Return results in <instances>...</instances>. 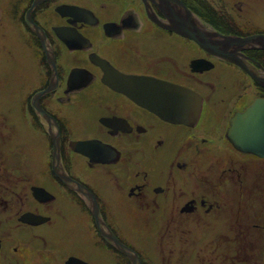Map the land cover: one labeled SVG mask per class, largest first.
I'll use <instances>...</instances> for the list:
<instances>
[{"label":"flooded vegetation","instance_id":"1","mask_svg":"<svg viewBox=\"0 0 264 264\" xmlns=\"http://www.w3.org/2000/svg\"><path fill=\"white\" fill-rule=\"evenodd\" d=\"M167 24L157 0H0V264H264V158L241 118L264 86ZM231 51L264 80L263 50ZM178 233L212 234L207 259L177 255Z\"/></svg>","mask_w":264,"mask_h":264},{"label":"water","instance_id":"2","mask_svg":"<svg viewBox=\"0 0 264 264\" xmlns=\"http://www.w3.org/2000/svg\"><path fill=\"white\" fill-rule=\"evenodd\" d=\"M157 5L161 9L164 16L168 19L169 24L165 25L172 31L181 34L187 38L192 39L197 44H199L203 49L207 50L211 54L218 56L230 63H233L239 66L244 71L248 72L252 78L257 81L260 85L264 86V80H261L255 77L250 70L241 62L237 55L231 51V48L240 47L243 49H250V48H259L264 49V35L257 34L253 36H248L244 38H237V37H222L216 36L215 34H208L206 31L201 30L199 24L196 20L195 15L188 10L180 0H157ZM211 33V32H210ZM213 33V32H212ZM222 37V38H221ZM140 82L145 84L147 80L141 79ZM155 84V83H154ZM148 85V84H146ZM149 85H153L149 84ZM157 85L162 89V91L168 90L171 92L174 88L168 87V84H163L162 82L157 81ZM152 87V86H150ZM146 96H145V105L146 107L156 110V102L155 100L151 101V92H154L153 87L148 89L146 88ZM155 89V88H154ZM163 99V98H162ZM264 102L258 101L250 107L251 109L241 116V118L248 119L247 123V130L250 133V138L252 140L251 144L248 145V151L251 153L264 158V127L263 130L260 132L256 129L257 124L262 120L264 121ZM256 114H261L260 118H256ZM256 119V125H255ZM247 121V120H246ZM238 120L232 121V131L229 133V139L231 142L236 140V136L234 134V129L238 126ZM58 170L55 169V174L63 177ZM117 245V244H116ZM119 246V245H117ZM123 251V250H122ZM129 253L128 251H126Z\"/></svg>","mask_w":264,"mask_h":264},{"label":"rangeland","instance_id":"3","mask_svg":"<svg viewBox=\"0 0 264 264\" xmlns=\"http://www.w3.org/2000/svg\"><path fill=\"white\" fill-rule=\"evenodd\" d=\"M190 1H191V8L192 9H190V7H188L183 1H181V3L195 15L197 21H201V18H204L207 21H212L213 16L211 14H213V15L215 14L214 15V16H216L215 18H218L219 21H225L229 25L231 23H233L232 25L234 27H235V24H238L237 29H239L238 26L242 25L244 22L247 23V25L251 24L252 27H254V25H256L258 28L264 27V0H190ZM218 20L215 19V21H218ZM234 29H236V27ZM247 29L254 30L255 28L253 29L250 27ZM231 37H233V36H231ZM250 49L263 50L264 51V49H259V48H250ZM163 111H165V113L167 114V112H166L167 109H165ZM164 120H166V118ZM30 136H32V134L29 135V137H28L29 141L28 142H31V140H32V138ZM24 139H26V136H22V137L19 136L20 142L23 141ZM57 143L59 145V139H58ZM54 146H55V149H54L55 151L59 149L58 147H56V143H54ZM59 157H60V153L57 154L58 161H59ZM53 165H54V162H52V167H53L54 173H56L55 167ZM62 169H64L63 166H62ZM56 176H58V175H56ZM58 177L64 182L66 180H68L67 176H63V177L58 176ZM91 220H92V218L89 216L87 219L85 218V221L91 222ZM90 225L88 224L87 227H89ZM66 233L62 234V233H59L57 231L54 234V238H58V234H59L60 238H61V236L63 238H65V237L67 238V237L71 236L70 233H67V234ZM177 235H178L177 238L174 239L175 240L174 243H176L175 244L176 247L173 248V251L176 252L177 255H180L183 258L185 257V259H187V263L192 262L191 261L192 257L194 258L196 256L195 254H197L199 250H200L202 258H203L207 255V253L210 254L209 251L213 249L211 247V243H210V240L213 239L211 236L212 234L207 235V236L205 234V236L203 237V240H201L202 242H199V247H198L199 249L194 248L193 246H191L190 249H187L186 245L188 243L183 241L184 235L182 233H178ZM198 235L199 236L197 238V241H199V238L201 237V233H199ZM97 238L101 241V239L99 237H97ZM106 240H108V238ZM171 240L170 239L167 240L168 244L166 245L167 246L166 251L167 250L170 251V249H171V248L169 249V243H170L169 241H171ZM171 242H173V240ZM90 244L92 245L94 243L91 242ZM100 245L101 244L93 245V246H100ZM205 246H210L212 249L210 247H207V249H206ZM120 247H121L120 248L121 251L125 249V247L122 245H120ZM97 258H98L99 263L107 261V258L103 255V251H102V256L98 255ZM205 259H207V256L205 257Z\"/></svg>","mask_w":264,"mask_h":264},{"label":"trees","instance_id":"4","mask_svg":"<svg viewBox=\"0 0 264 264\" xmlns=\"http://www.w3.org/2000/svg\"><path fill=\"white\" fill-rule=\"evenodd\" d=\"M239 5H240V4H239ZM211 15L213 16L212 21H215V19L218 20V18H215V17H216V16H214L215 14H214V15L211 14ZM218 21H219V20H218Z\"/></svg>","mask_w":264,"mask_h":264},{"label":"bare ground","instance_id":"5","mask_svg":"<svg viewBox=\"0 0 264 264\" xmlns=\"http://www.w3.org/2000/svg\"><path fill=\"white\" fill-rule=\"evenodd\" d=\"M238 59H239V58H238ZM239 60H240V59H239ZM240 61H241V60H240ZM241 62H242V61H241ZM146 84H148V85H149V84H152V82H147Z\"/></svg>","mask_w":264,"mask_h":264}]
</instances>
